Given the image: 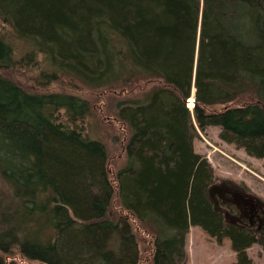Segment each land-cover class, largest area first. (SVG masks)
<instances>
[{"label": "trees", "instance_id": "1", "mask_svg": "<svg viewBox=\"0 0 264 264\" xmlns=\"http://www.w3.org/2000/svg\"><path fill=\"white\" fill-rule=\"evenodd\" d=\"M139 81L112 170L77 89ZM211 125L264 157V0H0V264H180L192 225L249 264L258 234L224 220L194 149Z\"/></svg>", "mask_w": 264, "mask_h": 264}, {"label": "rangeland", "instance_id": "2", "mask_svg": "<svg viewBox=\"0 0 264 264\" xmlns=\"http://www.w3.org/2000/svg\"><path fill=\"white\" fill-rule=\"evenodd\" d=\"M21 82L30 88L22 80ZM153 85V83L139 81L136 84H129L125 87L126 89L109 88L107 92L99 88L83 86H81L82 89H77V92L79 91L94 104V114L81 125L90 136L99 138L105 144L108 163L112 170L121 166L125 159L124 145L129 133L126 124L117 117L116 102L121 99H130L135 95L141 96ZM194 92L195 88L191 96ZM219 131L220 127L217 125L207 126L204 130L198 129L193 141L194 149L203 154L211 163L216 179H226L264 201V157L257 158L249 155L244 148L222 140L219 137ZM0 185L7 187L4 183ZM2 195L8 203L10 196L7 190H2ZM137 235L139 246L147 247L149 235L145 232ZM185 249L187 256L180 264H232L236 260V252L232 248L229 237L224 236L218 240L197 225L189 228ZM141 250L143 254L141 252L140 254L147 257V250ZM246 251L252 260L249 264H264V234L257 242L247 247Z\"/></svg>", "mask_w": 264, "mask_h": 264}, {"label": "flooded vegetation", "instance_id": "3", "mask_svg": "<svg viewBox=\"0 0 264 264\" xmlns=\"http://www.w3.org/2000/svg\"><path fill=\"white\" fill-rule=\"evenodd\" d=\"M210 191L215 208L225 221L258 234H264V201L226 179H216Z\"/></svg>", "mask_w": 264, "mask_h": 264}, {"label": "water", "instance_id": "4", "mask_svg": "<svg viewBox=\"0 0 264 264\" xmlns=\"http://www.w3.org/2000/svg\"><path fill=\"white\" fill-rule=\"evenodd\" d=\"M212 189V188H211ZM211 189H210V191H211Z\"/></svg>", "mask_w": 264, "mask_h": 264}]
</instances>
